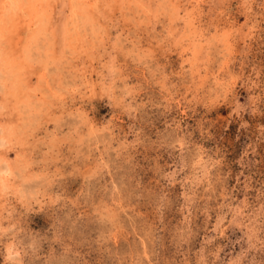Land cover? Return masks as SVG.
<instances>
[{
	"label": "rangeland",
	"instance_id": "obj_1",
	"mask_svg": "<svg viewBox=\"0 0 264 264\" xmlns=\"http://www.w3.org/2000/svg\"><path fill=\"white\" fill-rule=\"evenodd\" d=\"M0 264H264V0H0Z\"/></svg>",
	"mask_w": 264,
	"mask_h": 264
},
{
	"label": "bare ground",
	"instance_id": "obj_2",
	"mask_svg": "<svg viewBox=\"0 0 264 264\" xmlns=\"http://www.w3.org/2000/svg\"><path fill=\"white\" fill-rule=\"evenodd\" d=\"M72 42V41H71ZM2 137V136H1Z\"/></svg>",
	"mask_w": 264,
	"mask_h": 264
}]
</instances>
